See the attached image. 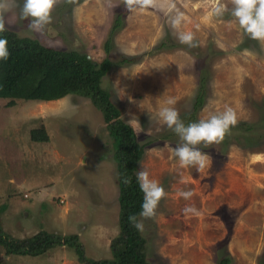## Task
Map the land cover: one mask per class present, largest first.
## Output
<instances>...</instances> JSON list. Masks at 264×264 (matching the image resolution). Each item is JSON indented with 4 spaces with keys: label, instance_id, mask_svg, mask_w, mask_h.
I'll return each mask as SVG.
<instances>
[{
    "label": "rangeland",
    "instance_id": "1",
    "mask_svg": "<svg viewBox=\"0 0 264 264\" xmlns=\"http://www.w3.org/2000/svg\"><path fill=\"white\" fill-rule=\"evenodd\" d=\"M126 3L56 0L50 21L34 30L31 18L20 15L23 0H0V23L18 37L78 51L94 63L144 54L137 63L114 65L101 85L144 145L137 171L147 169L165 190L156 214L139 217L149 264H218L222 256L230 264H264V134L253 152L233 139L197 145L211 160L197 171L173 157L179 138L155 117L174 97L186 120L203 81L205 103L196 121L231 107L235 125L264 129L258 124L264 120V40L239 29L232 0H149L142 9L136 0ZM216 3L225 5L222 16L212 15ZM177 14L181 23L173 28ZM178 31L192 32L196 46L181 44ZM5 102L0 99V227L6 237L75 234L87 258L111 259L119 232L116 144L101 113L76 95L52 103L19 100L12 107ZM40 127L47 142L30 137V129ZM189 189V199L179 196ZM35 197L32 209L17 211L16 200ZM0 264L80 263L72 248L56 245L38 256L5 255L0 246Z\"/></svg>",
    "mask_w": 264,
    "mask_h": 264
},
{
    "label": "trees",
    "instance_id": "2",
    "mask_svg": "<svg viewBox=\"0 0 264 264\" xmlns=\"http://www.w3.org/2000/svg\"><path fill=\"white\" fill-rule=\"evenodd\" d=\"M126 5L125 9L128 6ZM126 12L127 10H123L117 15L113 29L120 27L121 18ZM0 36L7 39L10 53L6 60H0V99L6 101L4 106L12 107L19 100L32 103L54 101L68 95L89 100L101 113L106 130L116 144L114 159L119 189V232L110 246L111 259L87 258L75 234L58 235L40 231L27 238L8 239L0 227V246L4 249L5 255L38 256L56 245H66L74 250L80 264H149L145 257V240L141 232L129 221V216L133 214H137L139 219L143 193L139 191L136 172L144 153V145L137 140L133 128L121 119L120 111L112 102L110 93L101 85L103 77L114 65L137 63L144 54L123 57L116 63L107 57L100 63H94L86 54L78 51L56 50L43 46L35 39L18 37L3 25L0 27ZM165 45L163 42L162 46ZM108 49L109 40L105 43V50ZM204 89L201 81L193 100L192 111L184 120L185 123L196 121V113L205 103ZM258 124L264 125V120ZM259 129L263 131L258 132ZM263 134L262 127L253 128L251 124L242 122L230 127L223 138V143L231 144L233 139L242 149L251 151L252 148L260 146L262 142L256 139ZM30 137L34 142H47L49 139L43 127L31 130ZM125 177L130 179L129 184L124 183ZM218 264H230V259L222 256Z\"/></svg>",
    "mask_w": 264,
    "mask_h": 264
},
{
    "label": "clouds",
    "instance_id": "3",
    "mask_svg": "<svg viewBox=\"0 0 264 264\" xmlns=\"http://www.w3.org/2000/svg\"><path fill=\"white\" fill-rule=\"evenodd\" d=\"M55 2L56 0H23L20 15L22 18H31L29 26L34 30H40L50 21V13ZM148 3L149 0H136L135 6L142 9ZM232 3L230 14L236 19L239 29L252 39L264 40V0H232ZM224 11L225 5L216 3L212 15L222 16ZM181 18V14H177L172 19L173 28L181 23ZM176 34L181 44L196 46L192 32L178 31ZM7 43V39L0 36V60H6L10 55ZM175 103L174 97L167 98L155 113V117L179 138L180 142L172 148L173 157L182 167L194 166L199 171L210 166L211 160L197 145L203 143L207 146L222 141L230 127L237 123L236 113L231 107H226L222 112L213 113L206 119L185 123L173 106ZM136 181L139 191L143 193L138 215L141 218H151L156 214L155 210L161 197L165 195L164 187L156 179L150 178L149 172L144 168L136 172ZM124 183L129 184L130 179L125 177ZM192 195L190 189L179 191V196L185 200ZM183 211L194 209L185 208ZM129 221L136 230L143 231V219H137V214L130 215Z\"/></svg>",
    "mask_w": 264,
    "mask_h": 264
},
{
    "label": "crops",
    "instance_id": "4",
    "mask_svg": "<svg viewBox=\"0 0 264 264\" xmlns=\"http://www.w3.org/2000/svg\"><path fill=\"white\" fill-rule=\"evenodd\" d=\"M53 101H48V102H45V103H52ZM40 104H43V103H40ZM33 109L36 107V105H33ZM31 130L33 129H30V132ZM29 198V196H28ZM27 198V199H28ZM39 197H35V199L33 201H28L27 199H18L16 200V204H18V209L17 211H22L24 209V211H28V209H32L34 206H35V203H37V200H38ZM36 210V209H35ZM26 216L28 215V213L25 214ZM40 232V231H39ZM38 233V232H36ZM36 233H34L33 235H35ZM30 237V236H29Z\"/></svg>",
    "mask_w": 264,
    "mask_h": 264
}]
</instances>
